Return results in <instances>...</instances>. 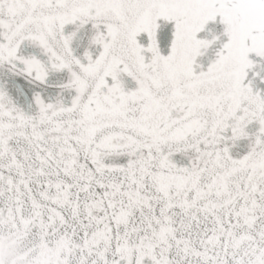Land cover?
<instances>
[{"label": "snow or ice", "instance_id": "obj_1", "mask_svg": "<svg viewBox=\"0 0 264 264\" xmlns=\"http://www.w3.org/2000/svg\"><path fill=\"white\" fill-rule=\"evenodd\" d=\"M0 264H264V0H0Z\"/></svg>", "mask_w": 264, "mask_h": 264}]
</instances>
